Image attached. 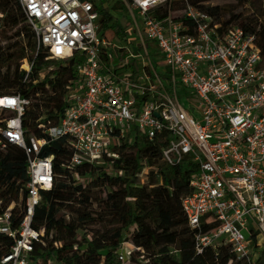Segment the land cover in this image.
I'll return each mask as SVG.
<instances>
[{"label": "built area", "instance_id": "built-area-1", "mask_svg": "<svg viewBox=\"0 0 264 264\" xmlns=\"http://www.w3.org/2000/svg\"><path fill=\"white\" fill-rule=\"evenodd\" d=\"M110 1L119 2L130 21L119 24L121 36L102 29L101 0H17L36 51L44 50L46 60L79 63L57 122L37 120L39 139H26L22 125L30 101L0 97V111L8 114L0 125V151L20 149L27 175L21 222L14 225L9 211L0 215V234L12 240L0 264H28L39 241L31 221L41 191L50 190L54 179L53 157L41 156L44 146L65 140L72 152L66 168L73 169L118 160L121 146L137 137L158 144L168 165L188 158L198 166L181 199L189 228L198 230L196 252L228 245L238 260L254 264L253 240L264 241V60L256 36L224 29L189 5L185 21L169 10L158 17L178 0ZM110 8L102 9L116 12ZM32 65L23 61L24 80ZM148 171L136 175L138 185ZM202 220L215 226L201 232ZM132 250L120 248L118 260L126 262Z\"/></svg>", "mask_w": 264, "mask_h": 264}, {"label": "trees", "instance_id": "trees-1", "mask_svg": "<svg viewBox=\"0 0 264 264\" xmlns=\"http://www.w3.org/2000/svg\"><path fill=\"white\" fill-rule=\"evenodd\" d=\"M186 5L213 17L224 29L238 27L256 36L264 60V0H178L157 12L164 18L168 10L175 20L185 21ZM111 11L125 9L114 2ZM100 24L105 31L123 35L111 13L100 8ZM46 52L36 51V37L23 16L17 0H0V97L20 95L30 101L22 118L26 139L42 137L37 120L57 122L67 87L77 78L72 60L65 66L46 60ZM32 62L24 80L23 61ZM0 111V125L7 117ZM72 152L65 140L43 147L42 157H53L54 179L50 190L41 191L32 228L39 241L27 257L28 264H248L238 260L228 245L208 247L197 253L194 238L198 230L189 228L181 199L189 193V182L198 166L185 158L168 165L161 159V147L137 137L123 145L118 160L102 165L84 164L67 169ZM149 168L147 181L138 185L136 177ZM114 173L109 174L108 170ZM122 175H118V172ZM90 177L86 185L75 178ZM26 159L16 147L0 151V215L9 211L18 225L25 214ZM215 226L202 220L201 232ZM129 241L133 250L124 263L118 250ZM12 240L0 234V259ZM254 264H264V249Z\"/></svg>", "mask_w": 264, "mask_h": 264}, {"label": "rangeland", "instance_id": "rangeland-1", "mask_svg": "<svg viewBox=\"0 0 264 264\" xmlns=\"http://www.w3.org/2000/svg\"><path fill=\"white\" fill-rule=\"evenodd\" d=\"M113 5V2L110 1V0H101V3H100V7L103 8V7H107V9L110 8V6ZM112 16L114 17V19L121 25L123 26H126L127 25V22H130L129 21V18L127 16V12L125 11L124 13L122 11L120 12H115V13H112ZM108 37H113L114 34H112L111 32H107ZM58 66H65L67 65V63L65 62H56ZM161 63V62H160ZM161 68H159L160 70ZM191 97H195L193 95H191ZM186 102V101H185ZM187 103V102H186ZM90 180V177L88 176H85L83 178H80V177H76L75 178V184L76 185H86L88 183V181ZM244 235L246 237H248V234L243 231ZM128 244H123L122 245V251L124 252V254H126V252H128L130 249H131V245H129L130 243L127 242ZM262 249H264V241L261 240V238H257L256 240H253V243H252V248H251V253H252V258L256 261L260 258L261 256V251Z\"/></svg>", "mask_w": 264, "mask_h": 264}]
</instances>
